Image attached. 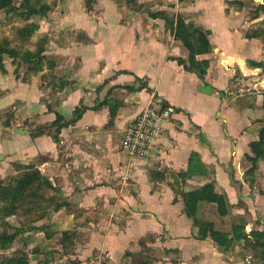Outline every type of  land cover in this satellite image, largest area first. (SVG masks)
I'll list each match as a JSON object with an SVG mask.
<instances>
[{
  "label": "crops",
  "instance_id": "1",
  "mask_svg": "<svg viewBox=\"0 0 264 264\" xmlns=\"http://www.w3.org/2000/svg\"><path fill=\"white\" fill-rule=\"evenodd\" d=\"M232 1L246 0H136L137 8L121 0H90L89 7L57 0L37 32L48 39L54 68L24 77L3 62L0 113L17 110L24 124L0 128V177L11 162L37 161L69 204L48 212L22 243L29 264H254L243 241L223 252L211 239H197L179 195L212 184L228 213L220 217L215 205L201 203L198 218L224 232L240 221L248 237L264 232V158L251 176L245 159L264 120V67L249 65L264 63V49L260 37H245L261 18L245 19L242 28ZM148 2L158 4L145 9ZM149 12L173 21L180 15L209 31L211 52L185 70L177 60H187L186 48ZM201 62L208 63L202 78ZM81 106L80 119L54 140L56 114L69 119ZM148 106L171 109V118L148 157L129 160L118 150L123 131ZM192 154L204 173L179 177ZM63 232L85 235L73 243L49 236Z\"/></svg>",
  "mask_w": 264,
  "mask_h": 264
},
{
  "label": "trees",
  "instance_id": "2",
  "mask_svg": "<svg viewBox=\"0 0 264 264\" xmlns=\"http://www.w3.org/2000/svg\"><path fill=\"white\" fill-rule=\"evenodd\" d=\"M86 7H89L90 0H85ZM229 5H235L240 9L246 4L245 1H232L228 2ZM55 2L47 3L44 0H23V2L16 7L12 0H0V11H5L7 14H15L24 21L30 20L34 16H44L50 12L51 8L55 6ZM54 8V7H53ZM248 17L251 20H256L264 17V5L257 4L253 9L248 10ZM149 16L153 18H161L165 20L166 27L170 31L174 32L178 37L182 45L188 52L187 63L182 59H178V63L184 67L185 70H190L191 67L198 65L195 61L196 55L207 54L211 52V46L208 40L210 34L209 31L203 30L193 23H186L185 20L178 15L176 20H170V18L164 12H149ZM37 26L34 24H26L21 28L17 29L16 37L22 43H27L33 33L36 31ZM264 33L247 32L246 38L260 37ZM46 40L40 39L33 51L24 50L20 51L18 48L10 47L7 39L0 40V71L4 72L3 59L7 56L12 60L13 63L17 64V67H25L27 74H37L44 70V67L48 70L54 68V61L49 60L44 55V47ZM17 61V62H16ZM201 68L198 70L200 78L204 75V67L206 68L208 63L201 62ZM250 66L253 67H264V63L249 62ZM203 66V67H202ZM86 110L85 107H78L72 113L71 118L65 119L56 114L55 120L52 122L51 127L57 126L54 131L53 138L57 140V134L59 129L68 127L74 124L80 119L83 112ZM110 121L115 116V112L112 110L109 112ZM41 130L35 132L40 133ZM251 155H246L245 159L251 163V167L247 170V173L251 176L257 168L259 160L264 158V120L261 121V126L258 133V139L250 144ZM26 171L22 177L14 182V184L8 183L3 184L0 182V222L6 225V219L15 216L17 213L18 203L21 202L22 198L28 195L33 188L38 190L42 188L52 189L51 182L42 176L40 171L35 166H26L23 168ZM204 168L200 165L196 154H192L189 160L187 171L180 173L179 177L184 178L192 176L194 174H203ZM180 197L184 206V213L188 218L193 220L194 226L198 232L196 235L197 239L209 238L211 241L218 246L223 252L234 249V246L240 241L244 242V249H249L255 254L256 259L260 264H264V232L252 231L248 236L244 235L245 222L240 221L234 223L231 226L230 232H224L215 229L212 222L202 220L198 218V207L199 204H213L215 205L216 212L220 217H224L228 213V204L225 198L216 193L212 184H206L198 189L191 191L180 192ZM64 204H57L54 210L59 209ZM48 212L43 215L46 217ZM69 233L63 232V238ZM14 241V235L8 234L5 230L0 233V264H28L27 255H23L18 252H12L10 256L1 257V255H8L11 253L12 243ZM62 241H64L62 239ZM8 253V254H6ZM24 253V252H23ZM76 264V263H70Z\"/></svg>",
  "mask_w": 264,
  "mask_h": 264
},
{
  "label": "rangeland",
  "instance_id": "3",
  "mask_svg": "<svg viewBox=\"0 0 264 264\" xmlns=\"http://www.w3.org/2000/svg\"><path fill=\"white\" fill-rule=\"evenodd\" d=\"M13 4L18 7L23 0H12ZM47 3H52L55 2V4L57 3V0H44ZM121 1H127L128 3H132V7L137 8L138 3H136V0H121ZM246 4L243 6L242 9L238 8L239 11V18L242 19V28L246 29L247 27H245V19L248 21H250V19L248 18L250 16V14H248V10L251 8L253 9L255 7V5L257 4H262V2H264V0H246L245 1ZM158 3L155 2H148V3H144L143 7L145 9L147 8H152L155 7V5ZM56 6V5H55ZM55 6H53L50 10V12H48L46 15L44 16H34L32 17L30 20L28 21H24L22 20L20 17L16 16L15 14H7L5 11H0V40L2 39H7L9 41L10 47L12 48H18L21 52L24 50H30L33 51L34 47L36 46L37 42L40 39H44L46 40V43L44 44V55L49 59V56L46 55L45 51H46V46L48 44V39L45 36L39 37L37 35L38 29H39V22L42 21L43 18H45L49 13H51L54 9ZM237 11V9H236ZM26 24H34L37 26L36 31L33 33V35L30 37L29 41L27 43H22L19 41V39L16 37V32L17 29L21 28L22 26L26 25ZM250 26H254L256 29L252 28L249 29L250 32H256V33H264V17H261V21H256L254 24L250 23ZM244 26V27H243ZM249 26V25H248ZM249 28V27H248ZM248 30V29H247ZM245 32V31H244ZM261 45L260 47H262L264 49V34L260 36V41ZM3 62L6 66H10L11 64L13 66H16V68H21L22 71L21 73L24 75V77L26 76H30V75H38L37 74H27L25 72V67L20 66L17 67L16 63H13L11 59H9L7 56H4ZM17 62V61H16ZM44 69H47L44 67ZM42 72V71H41ZM257 76H254L253 78H255ZM261 77V81H259L260 85L262 87H264V76H258ZM246 81V79H245ZM260 85L257 86L258 91L260 90ZM242 88L236 89L233 93H237L242 91ZM244 91V90H243ZM4 123L8 124V132L15 130L18 131L23 129V124H24V120L23 117L20 116L17 113V110H13V109H8L6 111H4L3 113H0V128L2 129V132L6 129L4 127ZM38 130H40L39 128H35L33 131L37 132ZM7 132V133H8ZM10 135V134H9ZM37 163V161L35 162V164ZM35 164H29V165H22L19 164L17 162H11L10 164V170L7 172L6 175L0 177V182H2L3 184H14V182L16 180H18L20 177H22V175L26 172L23 170L24 167L26 166H35ZM36 167V166H35ZM52 185V183H51ZM60 194V190L56 187L52 185V189H46V188H42L40 190L33 188L31 192H28V195L24 196L21 200V202L18 203V208H17V213L15 216L9 217L6 219V225L1 224L0 222V233L5 230L8 234H12L14 235V241L12 243V248L13 251H11L10 254L8 255H1V257L4 256H10L12 254V252L16 253H21L23 255H27L28 254L26 252L23 253V248H22V243H24L25 240H31V238L35 237L36 233L40 230V226L38 225V223H42L45 221L46 217H44L43 215L45 214V212H50L52 210H54L55 206L57 204H66L67 206L69 204H67V202H62L58 199V196ZM2 205L0 204V207ZM76 208V207H75ZM48 214V213H47ZM47 216V215H46ZM225 224V222H224ZM63 233L58 234L56 237L54 236V234L49 235L51 237V239L62 241V239L65 241H69L71 243H73L75 240L76 241H82L83 235L85 234H78V233H73L70 232L67 236H65V238H63ZM72 240V241H71ZM147 240H151L150 237L146 238ZM1 253V252H0ZM135 260V259H134ZM133 260V261H134ZM254 264H260V262L255 258V260L253 261ZM27 263H28V258H27ZM29 264V263H28Z\"/></svg>",
  "mask_w": 264,
  "mask_h": 264
},
{
  "label": "built area",
  "instance_id": "4",
  "mask_svg": "<svg viewBox=\"0 0 264 264\" xmlns=\"http://www.w3.org/2000/svg\"><path fill=\"white\" fill-rule=\"evenodd\" d=\"M171 114V109L156 106H148L139 112L123 131L118 149L120 154L129 160L147 158Z\"/></svg>",
  "mask_w": 264,
  "mask_h": 264
},
{
  "label": "bare ground",
  "instance_id": "5",
  "mask_svg": "<svg viewBox=\"0 0 264 264\" xmlns=\"http://www.w3.org/2000/svg\"><path fill=\"white\" fill-rule=\"evenodd\" d=\"M262 89H263V91H264V87H263Z\"/></svg>",
  "mask_w": 264,
  "mask_h": 264
}]
</instances>
